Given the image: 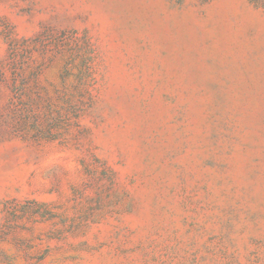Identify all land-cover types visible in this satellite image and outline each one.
Here are the masks:
<instances>
[{"label":"rangeland","instance_id":"374dc122","mask_svg":"<svg viewBox=\"0 0 264 264\" xmlns=\"http://www.w3.org/2000/svg\"><path fill=\"white\" fill-rule=\"evenodd\" d=\"M0 264H264V0H0Z\"/></svg>","mask_w":264,"mask_h":264}]
</instances>
